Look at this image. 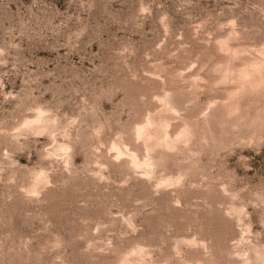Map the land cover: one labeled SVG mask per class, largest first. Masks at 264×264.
<instances>
[{
  "label": "rangeland",
  "instance_id": "obj_1",
  "mask_svg": "<svg viewBox=\"0 0 264 264\" xmlns=\"http://www.w3.org/2000/svg\"><path fill=\"white\" fill-rule=\"evenodd\" d=\"M0 264H264V0H0Z\"/></svg>",
  "mask_w": 264,
  "mask_h": 264
}]
</instances>
